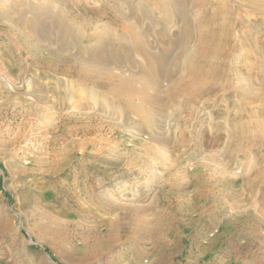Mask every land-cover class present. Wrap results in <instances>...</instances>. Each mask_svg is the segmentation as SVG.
Returning a JSON list of instances; mask_svg holds the SVG:
<instances>
[{
	"label": "rangeland",
	"instance_id": "374dc122",
	"mask_svg": "<svg viewBox=\"0 0 264 264\" xmlns=\"http://www.w3.org/2000/svg\"><path fill=\"white\" fill-rule=\"evenodd\" d=\"M227 2L213 82L138 118L146 76L162 96L209 69L182 24L146 0H0V264H264V16Z\"/></svg>",
	"mask_w": 264,
	"mask_h": 264
},
{
	"label": "bare ground",
	"instance_id": "6f19581e",
	"mask_svg": "<svg viewBox=\"0 0 264 264\" xmlns=\"http://www.w3.org/2000/svg\"><path fill=\"white\" fill-rule=\"evenodd\" d=\"M146 2L150 6L156 5L157 10L159 11L161 17L157 18L156 20H153V23L156 25H160L164 29V32L165 30H167V26H172L175 24V22H179L180 24H182V31L179 32L176 37L177 41L180 40V43H183L182 54H186L185 56H187V61H189V63L192 62L203 63V64L206 63L207 66H209L208 67L209 69L198 72L194 71V73H192V75H189V77H185L183 75L180 76L179 80L172 83L170 87L167 90H165L162 96L159 95L160 97L157 94H155L154 91H151L150 93L147 91L146 84L149 83L148 82L149 79L152 80L153 78L146 76L144 80H142V79H137L134 76L130 77V81L133 84L134 82L136 83L138 80L140 81L142 80L144 84V85H136L135 89L132 92L130 91L131 95H129L128 98L126 99V102L129 104L133 100H136L137 102L136 105L133 108H129V109L131 110L132 114L134 113V115H137L138 118L142 117V114L146 109L148 111L149 110L151 111V109L159 110L160 107H162L163 105L169 102L175 103V101H178L180 102L178 110H181L179 109L180 106H182L181 104H183L182 107L184 108V106L187 105L188 102L192 101L191 98L195 97L194 95H196L197 92L206 91L208 84H211V82H213L214 80L215 75L212 74L213 73L215 74L217 72V69L215 68L214 64L218 63V60L228 59L231 56L232 50L234 51V47L236 45V43L235 44L233 43L232 23L229 20V17L231 16V7L229 8V4H228L229 1L227 2V0H146ZM235 4L239 7H245L246 8L245 11L247 12L258 13L259 15L261 14L264 16V0H236ZM125 5H129V3L125 2ZM121 9L123 8L121 7ZM119 10L120 9L118 10L115 9V11H119ZM122 13L119 14L120 15L119 17H122L120 19H123L124 17L121 15ZM143 14L145 13L143 12ZM148 15H150L149 16L150 19L151 14L148 13ZM141 18L142 17H140V20ZM133 29L128 26L124 28V31L127 34H129L130 38L138 42L140 46L142 45V48L143 46L145 48L149 47L147 46L148 43L144 42L145 38L140 33L134 31ZM144 34H146V32ZM163 36H166V34L163 33L162 37ZM177 41L176 43H178ZM190 45H192V48L191 49L189 48L190 50L189 49L187 50V47ZM162 54L163 56H167L169 54V50L164 49ZM158 64L159 66H161L162 62L158 61ZM175 68L176 66L173 67L172 72L174 71ZM207 72L209 73V75ZM111 73L112 72H110V74ZM224 73L225 71L221 69L220 75H223ZM110 76L107 77L110 78ZM108 81L110 80L108 79ZM221 88H223V86ZM179 98H182V100L180 101ZM143 115H145V113ZM244 129H245V125H240V128L235 130V132L233 133V137L231 139L235 140L236 142L243 141L244 139L239 135V131H242ZM152 152L154 153V151H152V148L145 151V153L147 154H151ZM148 229L149 226H147V224H145L144 221L143 222L140 221L136 223L133 231L134 233H140V234L143 232L149 233Z\"/></svg>",
	"mask_w": 264,
	"mask_h": 264
}]
</instances>
